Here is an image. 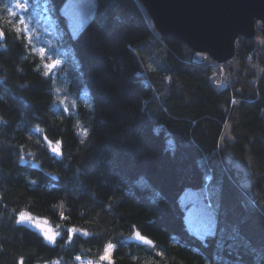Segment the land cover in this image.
I'll use <instances>...</instances> for the list:
<instances>
[{"label":"trees","instance_id":"1","mask_svg":"<svg viewBox=\"0 0 264 264\" xmlns=\"http://www.w3.org/2000/svg\"><path fill=\"white\" fill-rule=\"evenodd\" d=\"M8 1L0 264L98 261L107 245L113 264H264L260 23L218 64L162 38L138 0H95L77 37L60 11L65 0H26L45 5L51 25L33 44L6 24ZM153 37L161 55L146 57ZM185 189H203L214 210L204 240L186 228ZM21 214L46 221L54 243Z\"/></svg>","mask_w":264,"mask_h":264},{"label":"water","instance_id":"2","mask_svg":"<svg viewBox=\"0 0 264 264\" xmlns=\"http://www.w3.org/2000/svg\"><path fill=\"white\" fill-rule=\"evenodd\" d=\"M157 33L218 64L231 60L238 38L264 36V0H138ZM32 220V217L27 216Z\"/></svg>","mask_w":264,"mask_h":264},{"label":"rangeland","instance_id":"3","mask_svg":"<svg viewBox=\"0 0 264 264\" xmlns=\"http://www.w3.org/2000/svg\"><path fill=\"white\" fill-rule=\"evenodd\" d=\"M19 2L24 5L23 10L16 8L15 5L17 0H9L8 3H5L6 13L4 19L9 28L18 34H21L26 42L31 41V43L32 40L30 39L35 37L38 32H47L50 34L51 25L48 15L46 14V6L40 3L31 4L26 0H19ZM9 10L15 12L16 16L13 17L9 15ZM60 11L67 19L68 28L71 35L73 37H77L94 16L96 11V2L95 0H65L60 7ZM21 21H23L22 24L20 23ZM153 34L154 37L157 36L155 32H153ZM38 37L34 38L33 40H37ZM154 37L150 38L148 41L151 52H149L148 55H145L146 57H151L154 54H159V56L161 55L162 46L159 45L157 41H155ZM37 51L43 52L42 49H37ZM57 64L58 62L55 64V66ZM148 65L150 67L151 64L149 63ZM55 146L56 145H54L53 148H55ZM179 203L184 210V221L186 228L191 234L204 240L208 235L214 233L216 226L214 210L212 207H210V200L203 189H185L179 196ZM27 223L33 229L38 231L47 243H54V239L56 237L55 230L46 221L36 219L27 221ZM50 236L52 239H49ZM111 246L110 259H101V257L105 255L104 250L103 255L98 261L81 259L79 264H113L114 246ZM107 247L108 245L105 247V249ZM49 264H59V262L54 261Z\"/></svg>","mask_w":264,"mask_h":264},{"label":"snow or ice","instance_id":"4","mask_svg":"<svg viewBox=\"0 0 264 264\" xmlns=\"http://www.w3.org/2000/svg\"><path fill=\"white\" fill-rule=\"evenodd\" d=\"M16 8H19L21 10H23L24 8V5H22L19 0H17V3H16ZM9 15L15 17L16 16V13L9 10ZM21 24L23 23V21L20 22ZM5 35V32L3 29H0V36H4ZM43 51V50H42ZM53 65H50V67H52ZM58 149L54 148L53 149V152H57ZM20 219L21 220H25V219H28V217L26 216V214H21L20 216ZM49 239H52V237L50 236ZM112 246L111 245H108V247L105 249V255L101 257L102 260H105V259H110L111 256H110V250H111ZM21 264H23V262H21Z\"/></svg>","mask_w":264,"mask_h":264}]
</instances>
